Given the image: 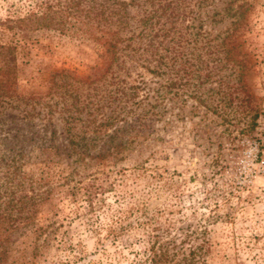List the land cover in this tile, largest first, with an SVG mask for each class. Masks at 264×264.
<instances>
[{
    "label": "rangeland",
    "instance_id": "1",
    "mask_svg": "<svg viewBox=\"0 0 264 264\" xmlns=\"http://www.w3.org/2000/svg\"><path fill=\"white\" fill-rule=\"evenodd\" d=\"M253 2L249 32L243 38L244 51L253 60L246 83L248 103L240 106L234 100L226 109L215 110L221 106L218 95L206 99L209 108L182 97L175 107L166 103L173 109L159 123L148 122L149 129L137 128L134 117L128 116V123L116 121L108 127L114 140L101 139L89 150L94 155L113 144L125 147L115 159L95 162L87 158L75 162L54 114L58 152L34 150L22 167L31 181L26 183L37 195L26 229L41 230L40 247L32 254L19 239L14 246L18 251L11 254L14 264H130L142 249L145 226L136 223L141 211L152 216L153 225L168 229L164 240L183 241L185 251L204 245L205 264H264V174L247 175L244 169L246 151L253 143L264 157V0ZM43 9L45 4L35 0H0V21ZM30 36L27 54L19 59V84L35 85L42 101H60L57 94L50 100L46 93L50 75L62 73L78 88L81 100L87 96L93 100L95 84L80 81L91 75L98 61L94 45L80 44L71 34L57 37L41 31ZM16 39L0 29V42ZM213 87L207 84L201 91ZM115 105L121 104L116 100L111 109ZM34 122L38 128L44 123ZM86 190L92 192V209ZM128 224L132 226L118 237L109 234L110 228Z\"/></svg>",
    "mask_w": 264,
    "mask_h": 264
},
{
    "label": "trees",
    "instance_id": "2",
    "mask_svg": "<svg viewBox=\"0 0 264 264\" xmlns=\"http://www.w3.org/2000/svg\"><path fill=\"white\" fill-rule=\"evenodd\" d=\"M35 1L44 3L45 9L0 21V29L17 37L0 42V264H14L11 254L18 251L14 246L19 239L32 254L40 247L41 230L26 229L37 195L22 167L34 150L48 155L58 152L55 113L75 162L86 158L95 162L115 159L125 147L113 144L94 155L89 150L101 139L114 140L108 127L116 121L128 123V116L134 117L137 128L149 129L148 122L159 123L173 109L166 103L173 102L175 107L182 97L209 108L206 99L218 95L221 106L215 110L226 109L234 100L242 106L251 98L246 83L253 60L244 51L243 38L249 32V3L253 0ZM223 23V29H215ZM41 31L57 37L71 34L80 44L94 45L98 61L91 75L80 81L82 85L95 84L93 100L88 96L81 100L78 88L66 82L62 73L50 75L46 93L50 100L57 94L60 101H42L35 85L19 84V59L27 54L30 35ZM233 79L235 83H231ZM207 84L216 87L201 91ZM116 100L121 105L111 109ZM35 119L44 122L42 127L38 128ZM31 142L36 145H29ZM91 195L85 191L90 209ZM152 221L144 211L136 219L139 228L145 227L139 257L130 264H205L204 245L185 251L183 241L164 240L168 229ZM131 226L110 228L109 234L116 238Z\"/></svg>",
    "mask_w": 264,
    "mask_h": 264
},
{
    "label": "built area",
    "instance_id": "3",
    "mask_svg": "<svg viewBox=\"0 0 264 264\" xmlns=\"http://www.w3.org/2000/svg\"><path fill=\"white\" fill-rule=\"evenodd\" d=\"M260 153V146L257 143H253L246 151L244 169L247 175H251V173L254 176L264 174V157Z\"/></svg>",
    "mask_w": 264,
    "mask_h": 264
}]
</instances>
